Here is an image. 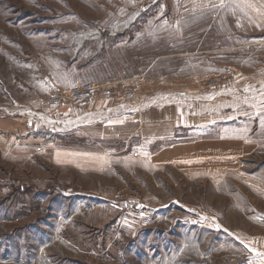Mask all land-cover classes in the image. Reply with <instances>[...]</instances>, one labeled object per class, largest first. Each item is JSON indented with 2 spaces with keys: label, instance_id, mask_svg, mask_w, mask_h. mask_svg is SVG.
Wrapping results in <instances>:
<instances>
[{
  "label": "rangeland",
  "instance_id": "374dc122",
  "mask_svg": "<svg viewBox=\"0 0 264 264\" xmlns=\"http://www.w3.org/2000/svg\"><path fill=\"white\" fill-rule=\"evenodd\" d=\"M118 105L199 125L99 138ZM190 132L256 149L220 183L152 166ZM0 264H264V0H0Z\"/></svg>",
  "mask_w": 264,
  "mask_h": 264
},
{
  "label": "crops",
  "instance_id": "0c3cea01",
  "mask_svg": "<svg viewBox=\"0 0 264 264\" xmlns=\"http://www.w3.org/2000/svg\"><path fill=\"white\" fill-rule=\"evenodd\" d=\"M102 104V103H101ZM100 104V105H101ZM98 108L95 112L98 113ZM133 115H124L126 109L114 106L118 114L108 122L111 130L106 132L105 124L102 126V134L98 131L97 136L103 138L108 135H121L127 129H133L136 135L149 141L163 142L169 140L177 127H190L194 130L199 124L187 123L185 111L182 116L174 107L156 106L140 109L131 108ZM159 116V118H158ZM112 125V126H111ZM188 125V126H187ZM197 125V126H196ZM96 131V129H95ZM94 130L92 131L95 135ZM187 141L170 142L161 145L152 153L150 162L152 166H172L189 179H201L207 182L220 183L228 174L241 171L243 159H247L256 149V142L250 137L241 136H207L203 137L190 132ZM186 137V131L177 136Z\"/></svg>",
  "mask_w": 264,
  "mask_h": 264
},
{
  "label": "built area",
  "instance_id": "2783aa9c",
  "mask_svg": "<svg viewBox=\"0 0 264 264\" xmlns=\"http://www.w3.org/2000/svg\"><path fill=\"white\" fill-rule=\"evenodd\" d=\"M97 93L96 88L92 84H86L81 87H73L69 89L67 95L73 99H84L90 96H93ZM64 92L60 87H53L51 89V98L49 104L56 105L58 104L65 96Z\"/></svg>",
  "mask_w": 264,
  "mask_h": 264
}]
</instances>
